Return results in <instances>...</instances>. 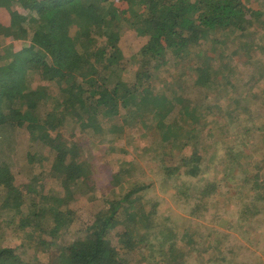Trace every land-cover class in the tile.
Returning a JSON list of instances; mask_svg holds the SVG:
<instances>
[{
  "label": "trees",
  "instance_id": "trees-1",
  "mask_svg": "<svg viewBox=\"0 0 264 264\" xmlns=\"http://www.w3.org/2000/svg\"><path fill=\"white\" fill-rule=\"evenodd\" d=\"M246 2L253 7L247 10ZM263 15L264 0H0V40L10 36L30 40L21 46L15 42L13 49L9 44L0 55V137L25 129L31 139L41 140L52 151L47 157L50 173L38 188L32 186L40 178L38 174H34L32 183L15 186L10 166L0 160V203L5 210L0 213V219L5 217L0 220V264H25L19 252L26 246L31 248L30 239L35 238L47 252L46 260L38 261L41 264H132L126 254L138 253L143 243L148 254L141 260L146 264H189L195 254L189 245L197 243L191 237V226L178 234L171 226V216H160L159 202L146 195L151 186L161 184L167 189L176 184V176L184 178L179 194L186 205H194L193 210L208 209L211 198L222 191L219 188L223 178L228 184L237 178L247 181L255 195L251 198L254 201L242 200L241 213H261L256 200L264 197V172L256 166L252 173L249 166L254 162L249 161L257 156L254 139L264 141V135L255 134L257 131L250 127L256 116L246 106L245 88L232 90L242 85L237 72L233 70L231 77L223 78V88H210L219 85L216 75L228 68L225 62L222 67L212 66L210 60L214 57L207 56L204 44L215 46L217 60L224 55V46L234 43L237 54L246 52L243 65L252 71L257 64L249 58L259 46L251 42L250 32ZM120 18L144 40L133 57L137 69L129 81L123 74V37L115 28ZM35 23L36 30L32 31ZM218 31L230 36L225 41L213 38ZM240 41L243 45L237 44ZM154 59L159 61L156 69L170 65L178 72L188 70L196 76L193 83L197 86L209 85L202 100L197 98L198 104L190 108L180 106L179 89L169 95L156 92L150 82L154 77L146 68ZM256 75L249 82H255ZM213 96L227 98L222 99L225 102L235 100L239 106L228 110L219 102V107L204 105L206 99L211 104ZM256 103L258 110L264 106V100ZM222 109L227 110L225 115ZM178 111L181 119L172 115ZM206 113H220L230 120L220 124L227 135L223 139L226 144L221 142L224 154L220 153V143L210 149L205 147L206 140L214 139L213 131L205 133ZM185 115L191 121L181 125ZM66 120L77 125V138L57 129ZM137 123L145 128L144 136H154L153 143H148L153 146L152 152H142L147 155L145 162H158L157 169L152 170L151 184L122 178L128 173L125 166L133 163L121 161L106 184L107 188L118 185L121 193L115 199L106 194L100 199L110 212L98 217L79 238L63 242L61 235L70 229L75 216L62 204L75 198L71 196L73 182L94 179L95 175L92 161L82 155L84 142L80 133L86 138L97 134L100 141L96 143L110 147L116 139H126L127 128ZM226 125L228 130L224 129ZM188 148L190 152H186ZM44 159L34 150L28 153L33 166ZM216 163L222 168H217ZM213 171L223 173V177H213ZM49 176L58 181L57 189L48 186ZM39 189L44 190L45 198L48 191L51 193V203L35 202L32 194H38ZM192 199L196 201L190 202ZM146 203L152 208L147 210ZM118 209H124V218L116 215ZM9 230L21 231L22 249L1 245L2 233Z\"/></svg>",
  "mask_w": 264,
  "mask_h": 264
},
{
  "label": "rangeland",
  "instance_id": "rangeland-1",
  "mask_svg": "<svg viewBox=\"0 0 264 264\" xmlns=\"http://www.w3.org/2000/svg\"><path fill=\"white\" fill-rule=\"evenodd\" d=\"M255 5L259 7L257 3ZM14 7H16L15 4ZM251 7H253L251 3H245V8L247 10L251 9ZM135 8H138V6ZM254 23L255 25L250 32L252 36L249 35L248 37L251 36V42L255 43L256 46H259V48L251 51V57L249 60L257 64L252 71H249L250 69L247 65H243L247 57L246 52L243 53V55L237 54L238 51L235 50L238 47L234 43H229L224 46V55L221 59L215 60L216 52L213 50L215 46L212 43L204 44V51H207L208 57H214V60H210L212 66L216 68L222 67L225 62V65H227L226 67L228 68V70L222 69V71L216 75V77H218L216 81L219 82V85L216 87L212 85L210 88H223L225 81L223 78L226 76L231 77V74H234L232 73L233 70L235 73L237 72L239 74L238 77L241 78L242 85L237 84L238 87L234 86L232 90L239 91L245 88L248 95L246 98V106L249 105L251 112L255 113L256 116L253 118L250 127L252 130L257 131L255 134L264 135V106H261V109L258 110V103H256L258 100L263 103L264 100V15L258 17V22ZM115 28L121 32L123 37L122 51L124 53V59L122 60V65H125L123 74L124 78L129 81V79H131L134 75L135 69H137V66H134L135 63L133 57L134 55L136 56V53L139 51V47L144 40H142L143 38H141L140 35H137L135 31H132L127 23L121 21V18L116 21ZM31 29L32 31L36 30V23L31 25ZM229 36V33L218 31L212 37L225 41V39ZM0 41V55H4V48H9V44L12 45L13 49L15 48V42L18 43V46L23 44L25 45L30 42L29 39L23 38L15 40V38L11 36ZM240 43L241 41L237 44ZM3 44H5V47L1 46ZM157 62L159 61H155L154 59L152 62L150 61V64L146 67L148 68V72H150L154 77L153 81L150 80V82L151 84L153 83L152 85L156 86V92H164L166 95H169L173 94V89H179L177 94L182 98L180 106L189 105L191 108L192 106L198 104L197 98H202L204 90L207 89L209 85L197 86V84L193 83L196 76L191 74L188 70L178 72L177 69L172 68L170 65L156 69L159 68L157 67ZM260 72L263 77L262 75L259 76L258 73ZM255 75V82H249ZM179 86L181 88H179ZM227 89L228 87L224 88V90ZM254 95L258 96V99H256ZM222 99L227 98H215L213 96L211 104L207 99L204 100L203 103L204 105L219 107V102L222 105L225 104L228 106L230 108L228 110L237 109L239 106L238 102L235 100H228L225 102ZM176 103L177 102H175V104ZM198 111L205 114V111L203 110ZM214 111L218 110L214 109ZM179 113V111L178 113L172 112V115L176 114V118L181 119L182 116ZM222 113L225 115L227 110L222 109ZM223 115L220 113H206L208 122L205 121L206 123H204V127H206V134L209 135L211 131L214 132V136H211V138L214 139L206 140L205 142L206 149L213 148L220 143V153L222 154H224L223 144H226L223 139H225L227 135L226 133L223 134L220 124L230 121L227 116ZM242 117L244 118L245 116L242 114ZM42 118L43 116L41 119ZM217 118L218 120H214ZM188 120L191 121V118L189 119V117L185 115L182 119L183 122H181V125ZM186 125L187 124L184 126ZM233 125L234 124H231L230 129H232ZM130 126L131 127L127 128L129 135L126 139L124 137H120L110 143V147L102 146L96 143L100 141L97 134L86 138L80 133L81 140L84 142L82 155L84 158H88L92 161L95 168V175L94 179L88 178L84 181L79 180L78 182H73V193H71V196L74 194L75 198L73 200H68V202L65 201L66 203L62 204L64 209L73 210L75 216V221L72 223L70 229L63 232L61 235L63 242H69L71 239L73 240L75 238H79L81 235L80 233H82L88 226H91L98 217H104L110 212L104 207V203L100 199H102L101 196L105 194L109 196L110 199H115V196L117 194L119 196L121 193V188H119L118 185H112L110 188L106 187L107 182H109L111 172L119 169L118 166L121 161L133 163L132 165L128 164L125 166V170H128V173L124 174L122 178L126 180L134 178L139 180V182L151 184L152 179H150V177L153 176L152 170L155 171L157 169L156 166H158V162H145L146 160L144 159L147 155H144L142 152L145 150L149 153L152 152L153 146L148 143H153L154 136H144L142 132L145 128H143L142 125H138V123L136 125L130 124ZM57 129H59V131H61L65 136H72V134H75L77 138V125L73 124L69 120H66V124L58 127ZM224 129L228 130L227 125ZM41 142L42 141L39 139H31L30 134H28V131L25 129L16 130L10 135L0 137V160L6 161L10 166L15 186L28 184L29 181L32 183L33 177H36L34 174H38L37 176H40V178L37 177L38 179L35 181V184L32 185L35 186V188H38L43 184V180L46 178L47 174L50 173L47 157L49 155L51 157L50 152L52 151L49 147L41 144ZM221 142H223V144ZM254 142L257 148V156L254 157L252 161H249L254 162L251 165L254 167L249 166V169L253 173L256 172V166H259L264 172V165L261 166V161L264 162V141L261 138L259 140L254 139ZM30 150L38 152L39 156L42 154L46 157V159L36 162L33 166V164H30V161L28 160V153ZM190 150L191 149L188 148L186 149V152H190ZM39 162H43V164L46 163L45 165H47V167H42ZM216 167L219 169L222 168L219 163H216ZM213 172V177L218 179L223 177V173L216 171ZM239 177L240 176H238V178ZM49 178L48 186L53 189H57L56 185L58 181L53 179V177L49 176ZM175 180L176 184L170 185L167 189L161 184L156 188L151 186L146 190V195L147 197L154 198L159 202L157 209L160 216H171L173 220L171 226H173L178 234L182 235L185 233V229H188L191 226V237H194V240H196L197 243L189 245L191 246V251L194 250L195 253L193 258L189 259V264H264L263 196L261 199L256 200V205L258 206V209H261V213L257 215H254L253 212L247 214L241 213L243 210L241 205L242 200L245 201L246 199H249L250 201H254V199H251L255 196L252 194V186L248 184L247 181H238L237 178L228 184L226 182V178H223L220 181L219 188L222 189V191L216 194L214 198H211L212 203L208 205V209L202 208L200 210H193L192 206L194 205H186L179 194L181 192L180 189L184 178L176 176ZM39 191L40 192L38 194H32V198L35 199V202H44V204L45 202L51 203V193L48 191L46 193L47 198H45L43 196L44 190L42 191V189H39ZM191 194H194V191H192ZM195 201L196 200L192 199L190 202L194 203ZM1 206L2 204L0 203V213L5 211L1 209ZM138 206H140V203L137 204L136 208H138ZM144 207L149 210L152 208V204L146 203ZM23 210L26 211L25 206L23 207ZM116 215L124 218V209H118ZM3 219H5L4 216H2L0 220ZM24 229L26 230L28 228L24 227ZM24 233H26V231ZM112 238L113 243L115 244V242H117L116 237L113 235ZM35 239H30V241H32L30 245H28V241H26L27 245L31 246V248H27L26 246L21 252H19L20 259L25 264H41L38 263V261H45L47 258V252L41 244L34 241ZM22 242L23 237L21 236V231L17 232V230H9L6 231V233H2L1 245L13 246L16 250H20L22 249ZM138 251V253L133 255L127 253L126 256L132 264H138V262H140L139 264H146L145 261H142L141 259L143 258V255L148 254L147 246L144 243L142 245L140 244V250ZM124 253L125 251L122 250L123 255ZM224 258H227L230 261L225 262Z\"/></svg>",
  "mask_w": 264,
  "mask_h": 264
}]
</instances>
